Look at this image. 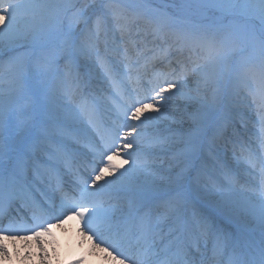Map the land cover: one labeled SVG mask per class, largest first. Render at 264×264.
Masks as SVG:
<instances>
[{
    "label": "snow or ice",
    "instance_id": "obj_1",
    "mask_svg": "<svg viewBox=\"0 0 264 264\" xmlns=\"http://www.w3.org/2000/svg\"><path fill=\"white\" fill-rule=\"evenodd\" d=\"M203 4L221 13L220 22L188 19L185 27H176V18L166 10L148 11L125 0H0V50L25 49L0 60V225L8 221L0 226V237H39L49 232L54 220L75 215L89 238H96L95 246L104 245L114 264H205L209 251L212 264H264V0ZM149 36L168 47L159 52L148 49ZM172 47L188 52L189 65L179 72L157 71ZM60 58L66 66L85 61L84 66L113 89L110 122L102 121L96 102L83 95L79 73L59 76ZM226 66L239 89L217 122L215 138L227 141L228 130L237 123L246 131L251 123L256 131L251 142L231 141L238 170L223 173L224 182L215 186L218 204L213 211H204L191 205L186 167L168 176L153 168V149L165 140L157 136L145 143L141 137L145 122L160 117H141L177 99L199 103ZM30 75L43 86L37 91L44 100L59 91L72 102V123L41 125L38 133L34 131L32 100L18 109L13 99L19 91L14 85L27 84ZM189 76L201 78L198 96L185 94L177 83ZM53 77L56 85L49 87ZM145 79L142 93L139 85ZM130 83L137 87L129 90ZM245 108L250 116L244 114ZM12 131L17 139L14 148L4 139ZM197 151L193 144L187 166L195 167ZM122 152L126 155L122 164H132L125 171L113 163ZM65 170L74 176L67 189L61 180ZM117 172L116 179H105ZM161 184L170 189L164 196ZM40 185L54 186L60 194L58 205ZM17 201L28 209L31 226L10 218L9 209ZM218 216L223 218L220 223ZM223 220L243 221L245 226L232 232ZM0 254L7 256L2 245Z\"/></svg>",
    "mask_w": 264,
    "mask_h": 264
},
{
    "label": "rangeland",
    "instance_id": "obj_2",
    "mask_svg": "<svg viewBox=\"0 0 264 264\" xmlns=\"http://www.w3.org/2000/svg\"><path fill=\"white\" fill-rule=\"evenodd\" d=\"M125 2L131 5H144L148 11L154 9L166 10L168 14H170V10H179L185 18L196 23L207 24L220 22L221 13L212 7H205L203 0H125ZM182 5H191V7L182 9ZM177 21L178 20L175 19L174 26H176L175 22ZM223 22L226 23L227 21L225 20ZM183 25L181 27H185L186 21ZM146 43L148 49L151 48L150 46H153V40L150 36ZM168 43H171V41ZM167 47L168 44L165 43V48ZM24 51L25 49H17L12 52L0 50V60H7L10 56H18ZM53 55L56 56L57 53L54 52ZM180 57L183 61V67L189 65V54L187 51L180 53ZM80 63H82V66L92 75V86L95 91L94 94L97 95L98 100L102 104L101 106L104 110L106 122H110L115 109V103L112 98L113 89L107 83L98 79L95 73L90 72V70L84 66L86 63L85 61L81 60L75 65L66 66V61L63 58H60L57 65V72L61 77H67L69 72L75 75L77 74L76 65ZM234 67L235 65L233 64V68ZM181 68V66H177L174 70L179 72ZM157 71H159L158 67ZM200 80L201 78L199 76H189L186 80L184 78L178 79L177 83L184 86L183 92L185 94L189 96H198L197 88L200 85ZM146 84L147 79L142 81L141 85L143 86L139 85V87H142L140 88L142 93L145 90ZM55 85V77L50 78L48 86L55 87ZM4 87H8V85L5 84ZM14 87L19 89L13 97L15 101L14 106L16 108H23L26 102L31 99L34 114L36 116L40 114L39 116L43 120L52 121L46 115V112H53L60 123L65 120H72L70 109H72L74 105H72V103L69 102V100L59 91L55 92L50 100H44L37 91L43 86L37 83V78L35 76L30 75L27 84L14 85ZM133 88L128 84L129 90ZM238 89L239 85L234 80L232 69H229L226 66L223 70V74L219 76L214 89L206 91L199 103L177 99L175 102H170L166 105V108H160L159 111L149 109L141 117V120H145L146 117H160L158 120L145 122L143 136L141 137L142 142L145 143L151 141L157 136L164 138L165 140L162 146L153 149L150 159L153 168L162 176L175 175L180 172L183 167L187 168L186 175L192 174L193 176V174H196L197 172L201 174L207 173L209 176L208 179L209 181L211 180V182L208 180L206 181L210 184H199L195 181L193 185L196 191L198 189V194L201 199L215 206L218 204L216 200H219V196L215 192V186L224 182L223 173L226 170H238V164L234 158L233 144L231 141H238L241 143L251 142L254 140L253 133L256 131L251 123H249L247 131L237 123L228 130L227 141L222 142L215 138L217 122L225 116L230 104L236 99L235 93ZM31 92L35 95L30 96L29 93ZM213 95H215V99H213ZM156 107H158V105L154 104L153 108ZM243 112L246 116L251 115L246 108L243 109ZM161 113H164V115L161 116ZM60 116L68 117V119H61L59 118ZM129 123H139V121H129ZM55 127L57 126H54V128ZM6 141L9 143V139ZM193 144H196L198 147L195 159V162H197L195 163L194 168L187 166V159L191 154ZM81 151L86 152L87 149H81ZM132 151H135V149ZM238 151L239 150L236 149L237 154ZM125 158L126 155L122 152L121 156L113 161V163L120 168V171L128 169H124L117 164L119 159L123 160ZM130 162L131 161H129V163ZM182 165L184 166L181 167ZM118 175L119 172L106 177L105 179L114 180ZM242 175L244 180L248 179L246 174L242 173ZM100 183H104V181H101ZM198 185L203 187L200 186L199 188H196ZM159 191H162L160 192L162 194L164 192H169L170 189L167 184H161ZM204 193L209 194L208 196L210 197L204 196ZM120 207H122V204L118 206L117 211L115 212L117 217L121 216L119 210ZM241 223L244 224L243 221H241ZM57 224L59 226H57ZM52 225L55 226L56 236L47 237L41 235L37 238L23 237L13 240H10L11 238L5 236L4 238L10 243H4L2 245L7 252V256L5 257L0 254V264H92L91 255L89 254L90 251H93V255L97 257L101 254V256L105 258L110 256L107 251L100 252L99 249L104 250V245L96 247V238L91 237V249L83 248L79 251L78 249L81 247V244L83 246L86 244H83L78 239L75 241L77 244L75 245L77 248L76 250L80 253L77 261L73 260L71 255H69L74 251L71 247L73 238L68 237L65 240V234L62 232V230L66 228L65 224L61 221L54 220ZM51 233L54 235V232ZM11 242L14 244H11ZM21 243L23 244L22 246L19 245Z\"/></svg>",
    "mask_w": 264,
    "mask_h": 264
},
{
    "label": "bare ground",
    "instance_id": "obj_3",
    "mask_svg": "<svg viewBox=\"0 0 264 264\" xmlns=\"http://www.w3.org/2000/svg\"><path fill=\"white\" fill-rule=\"evenodd\" d=\"M182 63H183V61L181 60L180 53L178 52V50L175 47H172V48L169 49V51L167 53V58L162 63L158 64V68H159V71H161V70H163V71H172L177 66H181L182 68H184ZM63 123H65V124L72 123V120H65ZM117 164H119V166L123 167L124 169L125 168H130L132 166L131 162L128 163V164H122V160L121 159H119L117 161ZM183 166L184 165H182L181 167H183ZM183 168H185V167H183ZM199 180L203 181V182H205L207 184H210L209 182L206 181L207 178L204 175H201ZM44 187H48V186L45 185ZM46 189H47V192L49 193V195H52L51 194V188L49 187V188H46ZM163 191H165V190H163ZM160 192H162V191H160ZM203 195L206 196V197H210V196H208L209 194H205L204 193ZM216 201L218 202L219 200H216ZM63 223L65 224V227H66L64 230H62V232L65 234V240L68 237H72L73 238L71 247H72V249L74 251H73V253H71L69 255H71L73 260L77 261V259L79 258V253H80V252H78V250L81 251V249H83V248L91 249L90 243H92V242L86 235H84L83 232H81L80 226H82V225H81L79 219L75 215H70L66 219H63ZM41 235H45L47 237H52L51 234H47V233L46 234L43 233ZM0 238H1L0 239V245H3L4 243H10L4 237H0ZM35 238H37V237H35ZM77 239L80 240L83 244H86L85 246H83L81 244V247L80 248L78 247L79 248L78 250H76L77 248L75 247V245H77L76 242H75ZM10 240H13V238H11ZM11 244H14V243L11 242ZM19 245L22 246L23 244L21 243ZM12 246H14V245H12ZM99 251L103 252L105 250L99 249ZM67 252H69V251H67ZM92 252L93 251H90V253H89L91 255V263L92 264H114L112 256H108L107 258H105V257L101 256L102 255L101 254L99 257H97V256H94ZM100 252H99V254H100ZM208 264H210V262Z\"/></svg>",
    "mask_w": 264,
    "mask_h": 264
}]
</instances>
